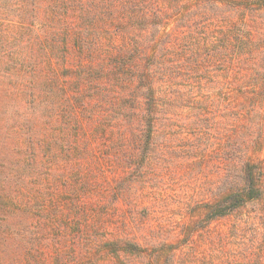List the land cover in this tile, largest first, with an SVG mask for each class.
<instances>
[{
    "label": "rangeland",
    "instance_id": "374dc122",
    "mask_svg": "<svg viewBox=\"0 0 264 264\" xmlns=\"http://www.w3.org/2000/svg\"><path fill=\"white\" fill-rule=\"evenodd\" d=\"M244 161L264 0H0L5 264H264V199L206 216Z\"/></svg>",
    "mask_w": 264,
    "mask_h": 264
},
{
    "label": "trees",
    "instance_id": "16d2710c",
    "mask_svg": "<svg viewBox=\"0 0 264 264\" xmlns=\"http://www.w3.org/2000/svg\"><path fill=\"white\" fill-rule=\"evenodd\" d=\"M64 10L67 11V9ZM144 13L145 11L142 14L144 15ZM60 16V14H57L56 18L58 19ZM114 60L113 68L119 67L120 63L116 59ZM113 68L110 70H113ZM122 73H124V70H122ZM147 91L149 92L147 109L150 111V102L154 103L152 98L153 94H151L154 92L150 81H148ZM239 169L241 181L231 186L230 190L217 199L213 205L208 206L210 213H207V217H220L235 211H240L247 201L264 199V181L260 179L264 176L263 166L258 163L244 161ZM8 220L7 212L5 211L4 213V208L2 207V203H0V227L6 225ZM5 263V260L0 257V264Z\"/></svg>",
    "mask_w": 264,
    "mask_h": 264
}]
</instances>
